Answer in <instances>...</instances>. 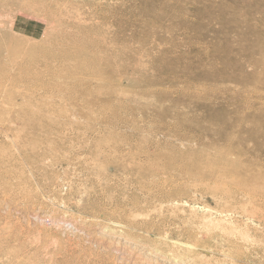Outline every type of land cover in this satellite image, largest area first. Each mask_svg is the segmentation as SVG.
<instances>
[{
	"label": "rangeland",
	"instance_id": "rangeland-1",
	"mask_svg": "<svg viewBox=\"0 0 264 264\" xmlns=\"http://www.w3.org/2000/svg\"><path fill=\"white\" fill-rule=\"evenodd\" d=\"M0 264H264V0H0Z\"/></svg>",
	"mask_w": 264,
	"mask_h": 264
},
{
	"label": "bare ground",
	"instance_id": "bare-ground-1",
	"mask_svg": "<svg viewBox=\"0 0 264 264\" xmlns=\"http://www.w3.org/2000/svg\"><path fill=\"white\" fill-rule=\"evenodd\" d=\"M11 41L13 40V43L14 44H12V46L15 48V47H17L21 42L19 41V40H17L16 38H12V39H10ZM16 54H18V52H17V50H14L13 51V56H15ZM16 57V56H15ZM16 58H18V57H16ZM2 72V71H1ZM196 246V245H195ZM220 261V260H219Z\"/></svg>",
	"mask_w": 264,
	"mask_h": 264
}]
</instances>
